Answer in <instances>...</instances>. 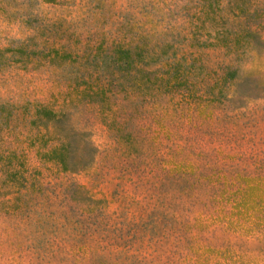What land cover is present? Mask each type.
Listing matches in <instances>:
<instances>
[{"label":"rangeland","instance_id":"rangeland-1","mask_svg":"<svg viewBox=\"0 0 264 264\" xmlns=\"http://www.w3.org/2000/svg\"><path fill=\"white\" fill-rule=\"evenodd\" d=\"M0 264H264V0H0Z\"/></svg>","mask_w":264,"mask_h":264},{"label":"trees","instance_id":"trees-1","mask_svg":"<svg viewBox=\"0 0 264 264\" xmlns=\"http://www.w3.org/2000/svg\"><path fill=\"white\" fill-rule=\"evenodd\" d=\"M41 110H44L45 111V115H46V117H47V119L49 121L55 119V116H57V113L56 112H54L52 110H49V109L47 110V109H44V108L43 109L38 108L37 109V112H40ZM62 146H65L64 143H61V146L59 147L60 152L57 153V155H56L55 158H56V161L59 164H61V166H62L63 169L70 170L69 165H68L67 160H66L67 155H66V152H65L64 148H62Z\"/></svg>","mask_w":264,"mask_h":264}]
</instances>
